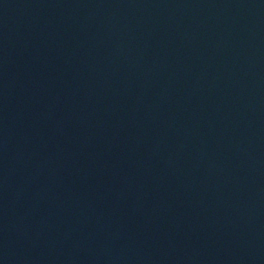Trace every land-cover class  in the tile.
<instances>
[{
    "label": "water",
    "instance_id": "water-1",
    "mask_svg": "<svg viewBox=\"0 0 264 264\" xmlns=\"http://www.w3.org/2000/svg\"><path fill=\"white\" fill-rule=\"evenodd\" d=\"M0 264H264V0H0Z\"/></svg>",
    "mask_w": 264,
    "mask_h": 264
}]
</instances>
